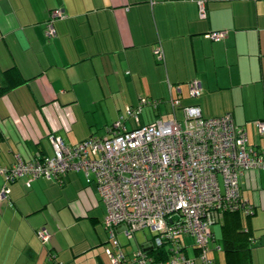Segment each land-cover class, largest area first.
<instances>
[{
	"label": "crops",
	"instance_id": "0c3cea01",
	"mask_svg": "<svg viewBox=\"0 0 264 264\" xmlns=\"http://www.w3.org/2000/svg\"><path fill=\"white\" fill-rule=\"evenodd\" d=\"M199 1L203 17L195 0H0V167L17 156L51 155L50 134L67 144L97 136L99 120L133 129L181 118L171 98L198 106L206 118L230 112L244 126L247 143L264 147V133L254 124L264 118V0ZM55 10L61 16L52 20L49 37L45 24ZM214 31L226 35L207 37ZM157 46L162 60L155 57ZM192 79L201 85L196 97L188 92ZM141 100L136 116L128 115ZM43 178L8 184L0 200V264H53L54 256L66 264H109L106 208L95 182L79 171L62 175L60 186ZM238 179L241 196L252 204L250 215L239 219L248 230L241 238H249L245 264H264V170H245ZM66 205L69 222L88 219L89 235L76 240L63 233L69 224L54 212ZM223 222L221 214L211 224L207 264H226ZM41 228L49 234L45 243L37 235ZM115 238L124 264H138L130 260L134 252L150 249L151 239L140 243L119 228ZM184 243L183 254L202 264L193 240Z\"/></svg>",
	"mask_w": 264,
	"mask_h": 264
},
{
	"label": "built area",
	"instance_id": "2783aa9c",
	"mask_svg": "<svg viewBox=\"0 0 264 264\" xmlns=\"http://www.w3.org/2000/svg\"><path fill=\"white\" fill-rule=\"evenodd\" d=\"M199 16L203 17L202 2ZM45 24L46 34L54 36L52 13ZM225 32H211L207 37L222 39ZM157 60L163 59L160 46L153 50ZM197 79L188 82L191 97L199 96ZM142 103L128 107L127 114L140 111ZM172 110L180 108L182 117L158 119L133 129H126L120 120L106 129L102 136L91 135L78 143L67 144L59 136H48L52 154L33 161L17 156L8 168L0 167L4 184L0 200L9 192L8 184L25 178L26 185L39 178L59 179L69 171L82 172L86 182L94 181L105 205L103 220L111 247L105 248L109 264H124L127 258L115 231L119 228L130 238L135 231L149 228L154 233L150 248H166L169 257L154 261L138 249L131 261L138 264H194L183 254L184 238L193 240L202 264H207V244L211 224L228 211L252 212V204L241 196L238 177L245 170H264V147L247 143L244 126L235 124L230 112L206 118L196 105L182 106L171 98ZM264 133V118L254 121ZM41 242L48 241L44 228L37 232ZM114 249V251H113Z\"/></svg>",
	"mask_w": 264,
	"mask_h": 264
},
{
	"label": "trees",
	"instance_id": "16d2710c",
	"mask_svg": "<svg viewBox=\"0 0 264 264\" xmlns=\"http://www.w3.org/2000/svg\"><path fill=\"white\" fill-rule=\"evenodd\" d=\"M215 32V31H214ZM59 177V180H61ZM224 222L222 224V239L226 264H245L248 257V240L243 241L248 236V230L244 226H240V215L249 216L250 214H242L239 211H228L224 214ZM243 238V240L241 239ZM146 252L150 254L154 261H164L169 257V252L166 248H150Z\"/></svg>",
	"mask_w": 264,
	"mask_h": 264
},
{
	"label": "rangeland",
	"instance_id": "374dc122",
	"mask_svg": "<svg viewBox=\"0 0 264 264\" xmlns=\"http://www.w3.org/2000/svg\"><path fill=\"white\" fill-rule=\"evenodd\" d=\"M99 114H97L98 116ZM164 118H167L165 116H163V119ZM112 124V123H111ZM110 124V125H111ZM108 125H103L102 122H100V120L97 122V130H96V135L97 136H102V135H105L106 134V129L108 128L107 127ZM110 127V126H109ZM128 127H129V124H128ZM49 141V140H48ZM52 151V150H51ZM47 181H50L51 184H55L57 186H60L61 184V181L59 179H54V178H43ZM52 186V185H51ZM53 187V186H52ZM57 189H59L58 187H56ZM56 211H60V214L62 213L63 214V217L64 219H66V223L68 222L69 224V227H68V231L67 232H63V233H66V234H72L74 236V239L76 240H79L80 238H84L85 236L89 235L90 234V229L91 226H90V222L88 221V219H81V220H75L73 218V220H70L71 222H73L72 224H70L71 222H69V218H71L72 215V211L69 207V205H66L62 208H60L59 210H55L54 212V215L56 214ZM87 222H86V221ZM67 224V225H68ZM155 232H153L152 230H150L149 228H144L142 230H138V231H135L134 232V237L136 238V240L140 243H142L141 241H143L145 238L147 239H152L153 235H154ZM107 238H108V233H105ZM123 235H120V234H117V239L120 240L121 242L123 240H125L124 237H122ZM217 241V240H216ZM214 242V244L217 242ZM132 242H134V240H132ZM144 242V241H143ZM47 244V243H46ZM209 246V245H208ZM191 250V249H190ZM102 254L103 253V250H102ZM54 256V255H52ZM54 263L53 264H66L64 262H57L55 256H54ZM109 262V261H108ZM198 262V260H197Z\"/></svg>",
	"mask_w": 264,
	"mask_h": 264
}]
</instances>
